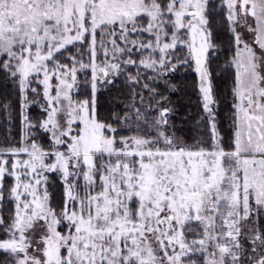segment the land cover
<instances>
[{"label":"snow or ice","instance_id":"snow-or-ice-1","mask_svg":"<svg viewBox=\"0 0 264 264\" xmlns=\"http://www.w3.org/2000/svg\"><path fill=\"white\" fill-rule=\"evenodd\" d=\"M0 264H264V0H0Z\"/></svg>","mask_w":264,"mask_h":264}]
</instances>
